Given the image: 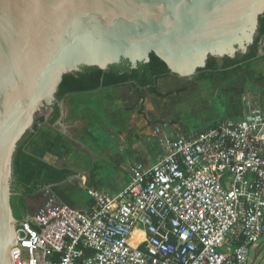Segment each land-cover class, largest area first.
<instances>
[{"label": "built area", "instance_id": "obj_1", "mask_svg": "<svg viewBox=\"0 0 264 264\" xmlns=\"http://www.w3.org/2000/svg\"><path fill=\"white\" fill-rule=\"evenodd\" d=\"M153 136L156 161L131 165L118 194L28 214L12 264H264V104Z\"/></svg>", "mask_w": 264, "mask_h": 264}, {"label": "water", "instance_id": "obj_2", "mask_svg": "<svg viewBox=\"0 0 264 264\" xmlns=\"http://www.w3.org/2000/svg\"><path fill=\"white\" fill-rule=\"evenodd\" d=\"M263 13L264 0H0V264H12L20 223L10 206L13 155L65 75L121 61L135 69L153 54L191 78L208 58L244 54Z\"/></svg>", "mask_w": 264, "mask_h": 264}, {"label": "rangeland", "instance_id": "obj_3", "mask_svg": "<svg viewBox=\"0 0 264 264\" xmlns=\"http://www.w3.org/2000/svg\"><path fill=\"white\" fill-rule=\"evenodd\" d=\"M244 69L247 75L242 77L246 80L247 88L239 97L241 111L237 112L238 115L230 96L210 91L209 87L215 88L216 83H200L196 76L183 79L169 77L156 83L162 97L146 95L142 101L137 100L126 87L68 95L59 102L62 115L58 121L53 125L41 124L37 138L41 141L43 134H49L50 138L43 140L46 146L55 143L59 150L53 161L58 166L79 171V175L72 179L78 181L85 169L94 166L98 160L106 159L107 151L119 142L121 135L132 133L135 123L161 127L165 124L163 122H174L172 125L201 127L213 119V122L229 118L236 121L247 104L261 106L264 103V52ZM48 116L49 113H45L36 118L47 119ZM171 128L166 130L171 132ZM174 130L180 132V129ZM113 153L121 155L117 151ZM54 195L49 187L26 196L29 213L37 214L52 196L55 199ZM60 195L70 205L81 204L84 207L87 202L84 189L77 185H68Z\"/></svg>", "mask_w": 264, "mask_h": 264}, {"label": "trees", "instance_id": "obj_4", "mask_svg": "<svg viewBox=\"0 0 264 264\" xmlns=\"http://www.w3.org/2000/svg\"><path fill=\"white\" fill-rule=\"evenodd\" d=\"M260 44L264 45V13L259 18L254 41L244 54L236 53L233 58H208L205 68L198 70L196 80H211L214 76L227 78L228 75L238 71L242 66L249 65L259 57ZM169 77L175 76L153 54H150L148 63H140L135 69H131L127 61L111 65L106 71L95 67H81L78 72L62 78L55 95L56 103L53 104L52 113L46 122L53 125L58 120L60 117L58 104L68 95L104 88L126 87L137 100L144 99L146 95L162 97L156 89V83L160 79ZM44 122V117L35 119L32 128L18 142L13 155L10 206L13 217L19 222L25 220L29 213L26 196H32L46 188L64 183L77 175L74 170L66 166L51 165L26 151L28 142L38 131L39 125Z\"/></svg>", "mask_w": 264, "mask_h": 264}, {"label": "crops", "instance_id": "obj_5", "mask_svg": "<svg viewBox=\"0 0 264 264\" xmlns=\"http://www.w3.org/2000/svg\"><path fill=\"white\" fill-rule=\"evenodd\" d=\"M249 65H245V66H249ZM245 70L246 69H244V66H242L238 71L228 75L227 78L214 76L211 80H205V81L197 80V81L200 83H216L217 86L215 88L212 89L209 87L210 91L212 92L219 91L224 95L230 96L232 100H234L235 102V106H236L235 109H237L235 110V113L237 114L238 111H241L240 109L241 101L239 97L242 95V93L245 92V89L247 88L246 80L242 77V75H244L245 77L247 75L245 74ZM108 89L111 88H104L102 90L106 91ZM88 93H92V92L78 93L73 95L88 94ZM46 120L47 119H45V122L42 123L43 125L47 124ZM214 120L215 119L208 120L207 122L209 123L208 125H211ZM163 123L165 124H163L161 127H155V126L153 127L149 125L145 126L140 124L138 125L137 123H135L132 133L121 135L119 138V142L116 143L114 147L110 149V151H107L108 154L106 156V159L98 160L94 166H92L89 169H85L86 171H84V174L81 175L78 181L77 180L73 181L72 179H75L79 175V171H77L75 168H70L77 173L76 176L69 178L64 183L50 187L51 191L55 194L54 196L55 199L57 200V203L78 210H88L90 208L91 202L88 199L87 195H86L87 202L85 203L84 207L81 204L70 205L61 199L60 192L64 191L68 185L69 186L72 185L74 187L75 185H77L82 187L84 189L85 194H86V190L90 188L109 195H116L120 191H122L123 188L128 183L129 168L131 165L143 164L149 166L156 161L159 153V149L157 145H155L156 141L154 140V136H153V132L156 128H159L160 130L167 133L170 132L166 130V128L169 127L170 128L172 127L171 129L173 130L171 131L176 132L174 128L176 130L180 129L179 131H183L193 128H205L208 126L205 125L201 127L198 126L183 127L181 125H175V124L172 125L174 122L172 123L163 122ZM37 135H38V131L35 133L33 138L28 142L26 146V151L51 165L61 167L56 165V163L53 161L54 159L53 157L58 156L59 150L57 145L55 143H48V145L46 146L45 142L43 141L45 139L48 140V138H50L49 134L48 133L47 135L43 134V136L40 139L41 141H39ZM112 150L120 152L121 155L118 156L114 155L113 153L114 151L112 152ZM91 176H93V178Z\"/></svg>", "mask_w": 264, "mask_h": 264}, {"label": "flooded vegetation", "instance_id": "obj_6", "mask_svg": "<svg viewBox=\"0 0 264 264\" xmlns=\"http://www.w3.org/2000/svg\"><path fill=\"white\" fill-rule=\"evenodd\" d=\"M140 101H142V100H140ZM52 106H53V105H52ZM52 106H50V107L47 108V111H49V115L52 113V110H53V109H52ZM58 106H59V104H58ZM59 108H60V107H59Z\"/></svg>", "mask_w": 264, "mask_h": 264}, {"label": "bare ground", "instance_id": "obj_7", "mask_svg": "<svg viewBox=\"0 0 264 264\" xmlns=\"http://www.w3.org/2000/svg\"><path fill=\"white\" fill-rule=\"evenodd\" d=\"M135 241V239L133 238V242Z\"/></svg>", "mask_w": 264, "mask_h": 264}]
</instances>
